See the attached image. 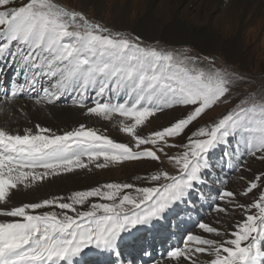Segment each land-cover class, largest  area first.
Instances as JSON below:
<instances>
[{"label": "snow or ice", "instance_id": "6c2138e0", "mask_svg": "<svg viewBox=\"0 0 264 264\" xmlns=\"http://www.w3.org/2000/svg\"><path fill=\"white\" fill-rule=\"evenodd\" d=\"M246 83L214 59L146 44L61 0H0V114L16 123L0 122V264H264V172L242 193L213 187L224 183L213 172L229 162V171H250L248 157L264 162V86L249 91ZM62 100L89 119L119 117V131L132 143L86 123L20 126L31 123L32 109L46 111ZM227 104L225 113L189 133ZM178 109L166 126L144 134L150 118ZM126 161L157 167L134 177L145 186L109 182L14 204L18 192L53 177ZM253 190L254 203L238 200ZM193 200L216 214L228 215L232 205L243 219L231 231L198 219L191 222L198 231L185 229L159 258L148 242L138 259L125 256L138 233L182 206L195 211Z\"/></svg>", "mask_w": 264, "mask_h": 264}, {"label": "rangeland", "instance_id": "374dc122", "mask_svg": "<svg viewBox=\"0 0 264 264\" xmlns=\"http://www.w3.org/2000/svg\"><path fill=\"white\" fill-rule=\"evenodd\" d=\"M129 1L135 3L136 0H105L104 5L100 7H98L93 1H88V0H61L63 4H67L70 7L74 8L75 10L83 12L89 19L99 22L108 28H111L115 31H125L142 37V39L146 44L156 45L158 47L170 48V49L189 48L192 50V53L194 54H198L200 56L214 59L215 64L217 66L225 65L228 68L233 69L236 72L245 76L246 79L249 81V83L243 85L244 89L251 91V90L259 89L261 86H264V25H262L259 31H256L255 33L249 32L251 29L250 27H252L254 23L257 21L256 16H251L248 20L244 21L242 26L233 28V30L230 31V33L227 35H225L219 29L216 30L217 34L220 35L225 42L228 43L229 41L238 39V41H240V43L242 44L241 59H231V58H227L226 53L221 48L217 50L207 51L198 48L192 43L171 42L163 36L157 37L155 39L146 38L143 37L141 34H139L134 28L128 27L127 25L125 26L124 24H120V22L117 21L115 4L116 2L124 3ZM160 1L161 0H158L157 2ZM250 3L253 6L255 5V3L253 2ZM263 8L264 6L262 5L260 6L259 10ZM214 11H215L214 17H216L217 15L220 14L221 8L216 9ZM138 13L139 15H141L142 11L141 10H139V12L137 10L132 11L130 15L131 23H134V21H136L135 17L137 16ZM189 18L191 19V16H189ZM167 21H168L167 15L163 14L161 16V23L166 25L165 23H169ZM194 26L195 24L193 25V27ZM70 103L63 104V106H69ZM233 103H235V101H233ZM231 106H232L231 104H227L213 108L211 111L207 112V114H205L202 117V119L198 120L196 124L192 125V127L188 130L189 133L191 131H194L196 127L206 124L211 120H213L214 118H217L219 115L225 113V111ZM180 111H183V109H178L176 111H168L163 114H158L157 118H150V122H148L147 125L143 128L144 134L150 133L153 130H159L161 127L166 126L174 117H176L179 114ZM75 112H77V114L72 116L74 119L72 123L67 122L68 117L66 115L63 116L59 115V118L62 116L60 121L63 122L57 121L58 123H56L55 120L57 117L53 116L51 121L55 123H52L50 126H48L45 122H38V121H35L34 123L32 121L31 124L33 125L35 123H40L41 125L47 127L53 126L52 128L54 129H65V128L70 129L71 127L77 126L79 123H86L88 126H93L97 129H100L101 131L106 132L110 138L116 140L117 142L130 143V144L132 143V138L130 136L119 131V117H116L111 121H106L102 119L96 120V119H89L80 110H77ZM55 126H57L58 128H55ZM178 150H179L178 148L166 149V151H168L170 154L175 153ZM220 155L221 153L218 151L213 159H218ZM162 159L165 158L162 157ZM231 163L232 162L228 163V166L224 169L223 172H220L219 168H217V170L213 172L212 174L213 177L219 176L220 180L224 182L223 184L216 183L213 185V187L227 188V190H234L237 193H242L244 191V188L246 187V181L252 180L254 174H259L260 172H264V162L260 161L259 159H253L251 157L247 158V163L251 169L250 171H240V170L229 171V168H231ZM165 166L170 167L167 165L166 159H165ZM156 167L157 165L155 163H137L131 161L117 162L102 169H98L93 166L90 170L88 169H85V171L77 170L75 172L77 173V176H72V178L66 175H72L75 173L53 177L49 182L45 183L43 187L36 188L35 190H25L23 192L32 194L37 189H39L41 195L47 196V197H42L43 199V198H48L49 196L52 195H67L72 191L82 190L84 188L93 187L99 184L109 183V182H117V183L129 182V183H136L138 186H145L143 181H135L134 177L150 174L152 171L155 170ZM72 186L75 188H77L78 186L80 187L82 186V188L75 189L72 188ZM213 195H215V193H213ZM258 197H259V191L253 190V192L249 194L247 197L239 196L238 200L241 203L248 205L254 203ZM193 205L196 208V215L200 216L198 219H203L204 222H213L214 226L221 227V230L227 229L231 231L232 226L237 221L243 219V215L238 209L235 211L232 210V205L228 206L229 207L228 215L216 214L215 212H213L211 208L207 207V202L201 203L196 200H193ZM182 207L177 208L176 212L178 213V215L171 216V219L179 216V219L183 220L189 217L182 210ZM251 211L255 213L257 210L251 209ZM188 213L190 212H187V214ZM198 216H194L193 214H191V219L189 218L190 220L189 223H187V225L190 226L192 224L191 222L195 221V219ZM217 219L220 221L219 225H215V221ZM172 224H177V223H174L173 220H169V219L166 223H164V225L160 223L161 227L163 228L165 227L166 229H168L169 227L168 230L163 232L164 234H166V236H170L171 234L172 235L176 234V231L173 230L174 228ZM192 226L193 227L190 228L187 227L186 229H188L189 231H198L197 229H195L194 224H192ZM142 234H144V232H142ZM210 238H215V237H210Z\"/></svg>", "mask_w": 264, "mask_h": 264}, {"label": "bare ground", "instance_id": "6f19581e", "mask_svg": "<svg viewBox=\"0 0 264 264\" xmlns=\"http://www.w3.org/2000/svg\"><path fill=\"white\" fill-rule=\"evenodd\" d=\"M93 1L98 7L104 5L105 0H88ZM143 1V3H142ZM136 0L134 2H116L115 10L117 21L120 24L127 25L134 28L139 34L146 38L165 37L169 41L174 43L187 42L192 43L200 49L211 51L219 48L223 49L227 58L241 59L242 44L238 39L229 41L228 43L217 34L216 30H220L225 35L229 34L233 28L242 26L245 20H248L251 16H256L257 21L252 27H250V33H255L264 25V8L259 10L260 6H264V0ZM250 2L255 3L251 5ZM219 15L214 17V10L220 9ZM250 11H249V10ZM139 10L142 14L135 17L134 23L130 22V15L132 11ZM179 11V12H178ZM258 12V13H257ZM166 13V14H165ZM167 15L166 25L161 23V16ZM191 16V19L189 18ZM250 22V20H249ZM195 26L193 27V25ZM236 25V26H235ZM249 35V34H248ZM70 105V104H69ZM78 109L70 106H54L49 107L46 111L32 109L30 112L31 123L35 121L45 122L48 126L52 123L63 122L60 121L63 115L68 118L67 122H73V115H76ZM59 115H62L59 118ZM57 117L55 122L51 119ZM49 118V119H48ZM7 122L10 127H16V123L12 120H8L3 114H0V122ZM58 121V122H57ZM31 123H24L21 121V127H31ZM43 123V124H45ZM65 123V122H64ZM60 125V124H59ZM111 126V125H110ZM53 127V126H52ZM116 127V126H115ZM55 128H58L55 126ZM85 171V170H84ZM85 173V172H84ZM70 176H77V173ZM80 177V176H79ZM63 179V178H62ZM80 182V181H79ZM56 183V182H55ZM55 185V184H54ZM84 186V185H83ZM55 188V187H54ZM59 188V187H58ZM72 188H75L72 186ZM82 186H78L75 189H81ZM44 189V188H43ZM37 189L34 193L29 194L23 191L17 193L14 204L19 205L24 202H37L42 197L40 190ZM57 190V189H56ZM53 191V190H52ZM37 192V193H36ZM44 192V191H43ZM52 194V193H51ZM59 194V193H58ZM174 223L182 220L176 218ZM193 220V219H192ZM168 221V220H167ZM167 221H161L164 225ZM157 224L151 231L153 234L155 231L164 232L167 230L165 227ZM175 229L180 228L179 236L173 237L175 243H179L184 230L189 225L174 224ZM185 227V228H184ZM184 228V229H183ZM138 235V234H137ZM158 235V234H157ZM161 249L157 248L153 250L154 256L160 257L161 253L165 252L169 243V240L163 242ZM138 250V249H137ZM203 258V257H202Z\"/></svg>", "mask_w": 264, "mask_h": 264}]
</instances>
